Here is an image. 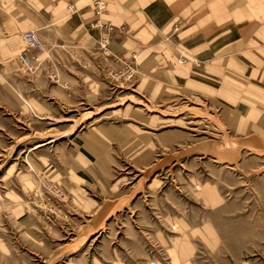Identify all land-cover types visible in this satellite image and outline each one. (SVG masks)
Listing matches in <instances>:
<instances>
[{"label": "rangeland", "instance_id": "obj_1", "mask_svg": "<svg viewBox=\"0 0 264 264\" xmlns=\"http://www.w3.org/2000/svg\"><path fill=\"white\" fill-rule=\"evenodd\" d=\"M0 264H264V0H0Z\"/></svg>", "mask_w": 264, "mask_h": 264}, {"label": "built area", "instance_id": "obj_2", "mask_svg": "<svg viewBox=\"0 0 264 264\" xmlns=\"http://www.w3.org/2000/svg\"><path fill=\"white\" fill-rule=\"evenodd\" d=\"M24 40L27 43L29 49H33L36 52H42L44 50V44L42 43L40 37L36 34V32H25ZM33 61V57L26 54L25 62L28 67H31L33 65Z\"/></svg>", "mask_w": 264, "mask_h": 264}, {"label": "crops", "instance_id": "obj_3", "mask_svg": "<svg viewBox=\"0 0 264 264\" xmlns=\"http://www.w3.org/2000/svg\"><path fill=\"white\" fill-rule=\"evenodd\" d=\"M108 5H109V4H108ZM114 7H115V5H114ZM105 17H106L107 20H109V21L114 20L115 22H120V21H118L120 16H119V17H116V16L111 15V13H108V14L105 15ZM73 22L75 23V26H76V25L79 26V22H77V21H73ZM81 22H82V21H81ZM121 23H124V22L122 21ZM121 23H120V24H121ZM80 26H81V25H80ZM80 26H79V27H80ZM79 27H78V29H80ZM86 40H87V39H86ZM122 42H124V41H122ZM74 48L77 49V50H82V49H83V50H89V49H87V48H84V46H83V47H82V46L80 47V46H78V45H76Z\"/></svg>", "mask_w": 264, "mask_h": 264}, {"label": "bare ground", "instance_id": "obj_4", "mask_svg": "<svg viewBox=\"0 0 264 264\" xmlns=\"http://www.w3.org/2000/svg\"><path fill=\"white\" fill-rule=\"evenodd\" d=\"M25 37V33L23 34V38ZM42 41V40H41ZM42 43H43V41H42ZM44 44V43H43ZM28 46V45H27ZM45 46V45H44ZM29 49V48H28ZM27 52H28V50H27ZM27 52L24 54V60H25V58H26V54H27ZM29 55V54H28ZM26 63V62H25ZM26 66H27V64H26ZM28 67V66H27Z\"/></svg>", "mask_w": 264, "mask_h": 264}]
</instances>
